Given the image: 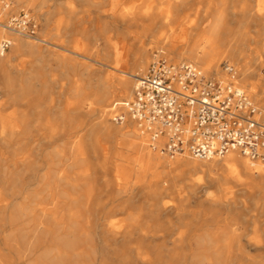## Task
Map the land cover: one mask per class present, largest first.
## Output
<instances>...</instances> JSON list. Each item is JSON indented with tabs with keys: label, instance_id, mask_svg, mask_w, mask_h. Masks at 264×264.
I'll return each mask as SVG.
<instances>
[{
	"label": "rangeland",
	"instance_id": "374dc122",
	"mask_svg": "<svg viewBox=\"0 0 264 264\" xmlns=\"http://www.w3.org/2000/svg\"><path fill=\"white\" fill-rule=\"evenodd\" d=\"M4 1L11 8L9 15L0 17L4 24L23 10H28L39 24L37 35L50 37L51 42L42 41L38 50L21 52L7 61L5 57L11 51L10 46L5 55L1 56L0 197H9L12 201L7 209L8 218L9 212H14L16 205L31 192L32 186H25L32 180L37 164L38 185L45 171L51 169V174L60 171L61 175H67L71 183L67 188L72 193L79 196L86 193L87 201L82 205V222L91 231L83 240L78 238L74 240V245L70 244L62 257V264H202L200 252L209 250L208 239L232 241V255L236 257L234 262L241 261L249 251L246 248L248 241L253 240L252 243H256L259 249H252L251 253L264 260V198L259 191L236 189L221 192L216 186L201 192L191 190L186 187L187 184L203 177L204 173L191 171L183 163L169 167L156 165L142 176L138 170L142 169L143 158H138L140 151L134 145L138 140L127 133L135 125H117L111 115L108 117V124L122 129L124 127L127 140L133 143V146H129L123 134L109 136L101 132L100 128L91 134L89 124L83 127L64 124L63 113L76 107L77 100L72 92L79 83L87 92L88 102L93 98L91 90L100 86L101 81H106L107 74L113 73L118 77L123 73L122 70L131 71L142 48H148L147 68L157 52H163L171 58L165 49L154 46V41L156 37L166 38L167 29L176 20L168 22L165 27L160 18L146 21L148 31H145L140 20L128 17L123 21L115 15L117 10L130 7L146 9L152 2L157 4L158 0H48L45 4L38 1L30 4L29 0ZM206 1L186 0L177 16L182 18L187 15L194 20L203 11ZM249 1L255 6V0ZM240 2L225 0V6L233 13L226 12V22L234 27L240 21L236 19L240 15ZM166 5L161 7L165 8ZM48 11L51 15L46 20ZM262 21L257 25L250 24L246 29L251 39L250 43L242 46L243 55L247 57L245 60L255 53L253 48L257 46V40L264 39V18ZM149 27H154L153 32L149 31ZM7 36L0 41L9 38ZM136 52L140 54L137 56ZM257 54L264 63V52L260 49ZM103 57H107V60ZM172 59L177 62L188 61ZM116 61L125 66L117 65ZM226 62L234 64L228 58ZM146 70L140 71L141 75ZM206 75L214 77L209 73ZM116 76H112V80ZM235 79V84L241 86L238 73ZM133 81L136 83V78ZM245 91L264 111V100L252 97L248 89ZM130 95L122 97V100L132 98ZM94 115L97 117L98 112ZM26 116L29 126L23 122ZM7 120L18 121L19 128L5 129L4 123ZM48 121L54 124V131L50 139H45ZM34 135L38 140L32 142V139H27V143L23 142L24 136L34 139ZM147 139L151 142L149 135ZM76 143L83 145L84 157H76L75 151H71V146ZM21 151L32 153L33 159L28 165L14 163V158ZM57 151H62V154ZM157 152L161 159L174 160L176 157L186 158L187 155L191 157L189 154L171 157L170 154ZM39 169H42L41 172ZM82 169L87 172L84 170L86 173L79 174ZM175 179L176 184L187 192L185 201L184 198L179 199L177 193L164 190ZM156 180L164 186L163 194L157 200L146 193V186ZM124 186H128L126 191L122 190ZM23 191L26 192L24 195ZM207 198L219 203H206ZM222 200L225 202H220ZM109 219L114 221L119 230L130 225L132 235L113 237L101 226ZM38 235L36 248L29 256L34 262H41L44 252V246L41 245L43 233ZM49 237H46L47 242ZM178 240H185L187 245ZM80 250L82 254L77 256L76 252Z\"/></svg>",
	"mask_w": 264,
	"mask_h": 264
},
{
	"label": "bare ground",
	"instance_id": "6f19581e",
	"mask_svg": "<svg viewBox=\"0 0 264 264\" xmlns=\"http://www.w3.org/2000/svg\"><path fill=\"white\" fill-rule=\"evenodd\" d=\"M34 1H38L40 4L48 2V0H29L28 3L33 4ZM3 3L4 1L0 0V17L9 15L11 10L9 7L8 9L4 8ZM185 3L186 0H158L157 4L152 2L146 9L140 10L130 7L117 10L115 15L123 21L127 20L128 17L133 20H140L145 26V31L147 30V24L145 25L146 21H155L160 18V22L165 27L168 22L176 20L174 25L167 29L168 35L166 38L156 37L154 41V46L162 47L171 56V58L168 57L169 61H175L172 58L188 60L180 62L196 64L205 74L209 73L214 75V77L218 76L219 79L226 80L230 79L224 64L228 58L234 63L235 71L238 73L240 82L242 83L241 87L252 92V97L264 100V63L257 54L260 49L264 52V39L260 38L257 40V46L253 48L255 53L247 60H245L247 57L243 55L244 49L242 48L243 45L250 43L251 38L248 35V30L246 31L248 26L250 24H260V21L264 18V0H255V6H253L249 0H241L240 15L236 18L240 21L235 27L226 22L225 15L226 12L228 13L230 10L225 6V0H207L203 11L194 20H191L190 16L187 15L182 18L177 16L180 7ZM163 4H167L165 8L161 7ZM236 12L234 13L236 14ZM50 13V11L46 13V20L49 19ZM169 14L174 15V17H171L172 15ZM229 14L233 13L229 12ZM0 22L3 21L0 20ZM148 29H150V32H153L154 27H149ZM261 35L262 34H260V36ZM4 36L9 37L7 40L11 41V51L8 52V55L5 57L7 61L21 52L38 50L40 42L42 41L51 43L50 37H41L39 34L36 36H27L16 32L14 33L6 24L0 23V39ZM2 41H0V48ZM236 45H241V47L237 48ZM147 49L142 48V51L140 50L141 54L138 53L140 57L137 58L138 61L131 67V71L127 72L121 69L123 73L118 77L113 73L107 74L106 81H101L100 86L91 90L90 95L93 98L90 99V101L87 102L86 100L87 92L84 86L80 83L75 86L72 96L77 100V104L72 110L63 113L64 124L68 126H74L76 124L79 127L89 124V132L91 134L94 133L95 129L97 131L99 128L101 132L109 136L113 134H123L127 144L133 146V143L129 141V139L127 140V135L123 131L124 127L122 129V127L118 128L115 127V125L113 126V124H108V117L111 115L109 109L111 105L120 102L122 97H128L132 93L135 86L133 81L134 78L137 79V77L141 75L140 71L146 70L148 66L149 52H147ZM4 55L5 53L3 56ZM1 56L0 50V63L2 60ZM103 58L107 60V57ZM115 63L122 67L125 66L117 61ZM222 64L224 65L222 66ZM106 65L111 66L109 64ZM100 70L101 69L98 71ZM112 76H116V78L112 80ZM235 80L236 79H234V81ZM252 80H256V82ZM83 83L85 84V82ZM90 88L88 87V89ZM130 96H132V94ZM87 98L89 97L87 96ZM95 112H98L97 117L94 115ZM23 122H26L25 126L28 125L27 116L23 119ZM130 123L135 125L136 128L134 126V129H128L127 133L137 138L138 142L136 144L134 143V145L138 148V151H140L138 158H143V162L141 163L142 169H140V171L138 170V172L141 173L140 175L149 172V170L156 165L169 167L183 163V165L191 171L199 170L201 173H204L203 177L192 180L187 184L186 187L191 190H198L201 192L203 189H208L211 186H216L221 192L234 191L236 189L238 191L251 189L259 191L264 198L263 161L253 160L238 151L228 152L222 157L201 159L193 156L188 150H185L181 155L189 154L191 157L187 155L186 158H183L185 156L176 157L174 160L166 158L161 159L162 157H159L160 155L157 154V151L161 154L165 153L160 151V146L163 145L164 139H159L157 142L153 141L150 134L141 130L132 120H127L123 124L117 125H127ZM4 128L15 130L19 128V123L14 120H7L4 123ZM53 131L54 124L48 121L45 139H50ZM148 135L151 138V142L149 141L150 143L147 139ZM35 137L33 139L31 136H29V138L28 136H24L23 142L27 143V139H32V142L38 140V138ZM89 138L91 137L89 136ZM150 148L157 153L152 152ZM71 151H75L76 157H84V148L81 143L72 145ZM57 153L61 155L62 151H57ZM18 155L14 158L15 164L24 163L28 165L30 160L33 159L32 153L28 151H21ZM37 167L36 164L33 178L30 183H27L25 186H32L31 192L24 196L23 200L16 205V210H14V212H9V218L7 217V209L10 207L12 201L9 197H0V264H62V257H64L66 249L70 244L74 245V240L78 238L83 240L84 236L88 235L91 231V229L89 230L88 226L82 222L84 217L82 205L87 201L85 198L86 193H83L82 196L72 193L67 188L68 185L71 186L67 175H61L60 171H58L59 173L51 174V169L50 171H45L43 177H41L42 183H40V181L38 185ZM39 170L41 172L42 169ZM84 170H80L79 174L81 172L82 174L87 172L86 170V172H84ZM74 185H76V183H74ZM127 187L128 186H124L122 190L126 191ZM163 187L164 186L161 185L159 180H156V182L146 186V193L157 200L163 194ZM130 188L131 187H129V189ZM164 190L177 193L176 195L179 199L187 197V192L183 191L182 188L176 184V179L173 180L168 187H165ZM22 193L24 195L26 192L23 191ZM220 198L223 199V196H220ZM205 202L213 205L219 203L216 200L210 201V198H207ZM220 202L225 201L222 200ZM159 203L164 208L166 207L164 203ZM101 226L113 237L127 234L132 235L130 225L119 230L112 219H109L105 224H101ZM39 233H43V238L41 240V245L44 246L43 258L41 262H34L29 259V256L31 251H34L36 248ZM48 236L50 237L47 242L46 237ZM178 241L185 246L187 245L185 240ZM203 241H205V239H203ZM207 242L210 243L209 250L207 252H204V250L200 252V261L202 264H264V260L261 256L251 253L252 249H259L256 243H252L253 240L252 242L248 241L246 248H248L249 251H247L239 262L233 261L236 257L232 255V241L226 240L218 242L208 239ZM77 249L78 246L76 250ZM76 254L78 256L82 254V251H77Z\"/></svg>",
	"mask_w": 264,
	"mask_h": 264
},
{
	"label": "built area",
	"instance_id": "2783aa9c",
	"mask_svg": "<svg viewBox=\"0 0 264 264\" xmlns=\"http://www.w3.org/2000/svg\"><path fill=\"white\" fill-rule=\"evenodd\" d=\"M5 24L27 36H36L39 27L25 10ZM10 46L3 40L1 54ZM224 64L230 79L209 77L196 64L172 62L157 52L137 77L132 98L111 105V119L116 124L132 120L153 141L164 139L160 151L171 156L188 150L209 159L238 151L264 162V111L235 84L234 66Z\"/></svg>",
	"mask_w": 264,
	"mask_h": 264
}]
</instances>
